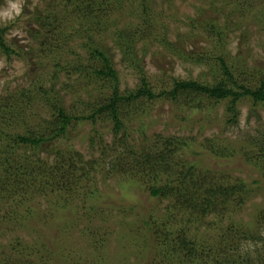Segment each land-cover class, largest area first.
I'll return each instance as SVG.
<instances>
[{
	"label": "rangeland",
	"instance_id": "1",
	"mask_svg": "<svg viewBox=\"0 0 264 264\" xmlns=\"http://www.w3.org/2000/svg\"><path fill=\"white\" fill-rule=\"evenodd\" d=\"M86 1L22 0L19 16L0 19L5 43L13 49L9 55L0 51V105L14 100L23 111L12 121L1 122V129L23 134L48 119L52 112L44 96L73 116L89 115L103 102L113 88L103 81L93 83L81 72L66 74L65 69L70 70L78 59L84 64L89 62V50L84 45L87 43L106 52L122 93L139 84V67L155 91L170 88L173 79L212 83L215 75H220L219 56L240 82L254 86L264 78V0H123L119 6H110L107 19L111 30L104 31L81 17L77 6L80 8ZM7 6L8 0H0V9ZM125 25L131 30L143 28L145 33L134 44V59L125 53L115 31ZM40 90H45L46 95H40ZM140 102L144 107L131 113L126 121L128 144L150 145L158 136H175L191 139L199 151L211 139L217 146L226 144L234 154L220 159L201 155L197 161L201 168L223 172L231 180L260 179L245 202L230 205L226 218L214 224L212 231L206 223L217 220L216 216L204 219L202 222L206 223L199 232H208L210 236L226 228L231 220L243 228L247 222L255 221L258 210L264 207V160L253 166L243 160L238 150L249 148L258 132L264 134V101L254 104L249 97H241L232 112L226 107L227 100H209L208 114L204 108L194 112L178 109L168 98ZM112 127L104 114H97L94 121L87 118L70 122L62 143L59 139L54 145L60 150L70 148L68 159L72 157L78 167L88 172L77 180L83 187L73 188L67 194L54 193L52 198L47 194L49 189L42 193V189L29 188L27 192L32 198L26 215L31 225L15 219L11 203L16 195L0 194V264L154 262L151 256L141 258L143 250L137 253L132 244H123L127 240L125 223L138 225L139 218L120 204L151 206L150 212L160 218L168 202L149 200L139 181L121 176L118 169L100 162L101 158L96 166L87 164L106 148L107 152L111 149L115 140ZM52 144L23 147L15 153L14 163L25 164L28 174L37 169L39 162L52 165L56 162ZM181 153L184 159H193L185 150ZM95 187L99 196L91 197L89 191ZM96 202L97 209L92 210ZM65 205L69 207L66 209ZM62 210L65 211L61 213ZM96 241L102 247H94ZM250 244L242 243L243 252Z\"/></svg>",
	"mask_w": 264,
	"mask_h": 264
},
{
	"label": "trees",
	"instance_id": "2",
	"mask_svg": "<svg viewBox=\"0 0 264 264\" xmlns=\"http://www.w3.org/2000/svg\"><path fill=\"white\" fill-rule=\"evenodd\" d=\"M122 2L123 0H88L86 5L83 2L80 8L77 6V9L82 12L83 19L98 26L100 30H111L110 20L107 19L112 9L110 6L113 4L119 6ZM4 31L5 29L0 27V51L9 55L13 49L5 43ZM115 31L118 40L123 42L121 46L125 49V53L130 59H134L136 56L132 49L135 42L144 37L143 28L131 30L129 27L126 29L125 25L124 28H117ZM60 45L58 43L57 46L60 48ZM84 45L89 50V62L84 64L78 59L70 70L65 69L66 74L75 75L81 72L93 83L103 81L107 87L113 88L107 97L106 95L103 97V102L93 108L89 115L73 116L66 113L59 103L53 101L50 103V99L44 96V100H49L48 105L52 112L48 119L23 134L10 133L0 128V194L5 192L12 196L16 195L11 203L15 219L31 225L30 217L27 216L32 198L27 192L29 188L42 189V193L49 189L47 194L52 198L54 193L67 194L69 191L72 192L73 188L83 187L77 180L82 179L88 172L85 168L78 167V163L76 164L72 157L68 159L70 148L60 150L54 142L60 139L59 144L62 143L72 120L89 118L94 121L97 114H104L113 123L112 132L115 140L108 151L109 155L106 148L87 164L96 166L104 161L108 167L118 169L121 176L139 181L148 192L149 200L168 202L160 218H156L150 212L151 206L147 208L142 204H120L121 208L131 211L132 214L136 213V217L139 218L138 225L124 222L123 231L127 234V240H121L124 241L123 244H132L137 253L143 250L142 259L148 256L154 259L150 264H156L157 260L159 262L157 264H264V207L258 210L260 212L255 221L244 224L246 228L231 220L226 224V228L215 235L209 236L208 232H199L200 226L206 223L202 222L204 219L216 216L217 220L206 223L208 230L212 231L214 224L218 222L220 224L226 218L229 206L243 204L260 180L253 179L249 182L240 177L231 180L223 172L219 174L210 168L203 167V169L198 165L197 161L201 155L220 159L234 154L226 144L217 146L208 139L207 145L196 151L191 139L158 136L152 144L137 147L128 144L124 130L129 115L138 111L143 106L140 101L145 99L168 98L178 109L194 112L204 108L207 114L211 110L208 105L209 100L215 103L227 100L226 107L230 108V111L233 110L232 112H235L237 101L244 96L249 97L254 104L263 102L264 78L258 80L254 86L240 82L225 59L219 56L220 75H215L212 83L194 79H173L170 88L155 91L137 65L141 73L139 84L135 89L122 93L118 88L117 72L112 67L106 52L94 44ZM136 61L138 62L137 59ZM38 93L46 95L45 90H40ZM21 108V104L14 100L2 103L0 125L1 122L12 121L22 114ZM121 133L122 135L118 137ZM252 139L249 148L244 146L238 150V153L243 160L257 166L264 160V134L258 132ZM42 143L47 145L53 143L52 150L56 157L54 164L39 162L37 169L28 174L25 164L14 163L15 153L22 150L21 148L33 149ZM182 150L192 154L193 159H184ZM99 192L96 187L91 188L89 195L98 197ZM97 206V202L94 203L91 206L92 210L97 209ZM68 207V205L64 206L66 209ZM64 211L62 210L61 213ZM255 227L259 229L256 230ZM105 239L99 241L104 242ZM99 241H96L97 244L94 243V247H102ZM243 242L251 243L245 252L241 248ZM17 243L21 244L20 241ZM22 248L25 249L26 246ZM77 264L81 263L77 262Z\"/></svg>",
	"mask_w": 264,
	"mask_h": 264
},
{
	"label": "clouds",
	"instance_id": "3",
	"mask_svg": "<svg viewBox=\"0 0 264 264\" xmlns=\"http://www.w3.org/2000/svg\"><path fill=\"white\" fill-rule=\"evenodd\" d=\"M23 11L22 0H8V6L0 9V19L12 20Z\"/></svg>",
	"mask_w": 264,
	"mask_h": 264
}]
</instances>
